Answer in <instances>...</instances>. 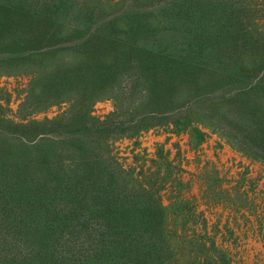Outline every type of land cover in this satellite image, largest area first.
Segmentation results:
<instances>
[{"label":"trees","instance_id":"16d2710c","mask_svg":"<svg viewBox=\"0 0 264 264\" xmlns=\"http://www.w3.org/2000/svg\"><path fill=\"white\" fill-rule=\"evenodd\" d=\"M87 3L0 0V75L28 77L21 121L0 119V264H229L208 232L196 252L169 228L162 200L111 145L160 116L188 123L178 115L207 73L218 82L204 83L203 102L264 90V0H134L110 12ZM106 98L146 102L149 113L135 127L118 113L103 121L93 107ZM61 105L55 119L30 118ZM241 111L235 143L264 160V116L250 100Z\"/></svg>","mask_w":264,"mask_h":264},{"label":"rangeland","instance_id":"374dc122","mask_svg":"<svg viewBox=\"0 0 264 264\" xmlns=\"http://www.w3.org/2000/svg\"><path fill=\"white\" fill-rule=\"evenodd\" d=\"M85 1L92 6H111L107 9L110 12L134 0ZM213 74L207 73L204 82L196 85L192 93L198 97L197 103L193 101L188 110L183 108L184 116L178 115L190 121H182L177 127L166 121L168 116H160V124L137 130L136 123L149 113V106L142 104L146 102L131 109L128 103L100 99L93 115L103 121L115 119L117 113L124 121L135 119V128L116 135L112 153L133 180L162 200L169 228L186 232L187 239L195 243L193 251L197 252L202 243L200 234L208 232L215 246L226 253L229 264H264V160L240 151L233 137L245 129L243 102L250 100L264 116V90L246 91L243 96L241 92L233 102L218 94L215 100L203 102L204 83L218 82ZM27 79L19 74L0 75V119L5 123L21 121L17 113ZM187 97L192 99L193 95L187 92L180 100ZM63 109V105L54 106L30 118L55 119ZM232 119L239 122L240 128L232 129ZM211 258L217 261L219 255L215 252Z\"/></svg>","mask_w":264,"mask_h":264}]
</instances>
